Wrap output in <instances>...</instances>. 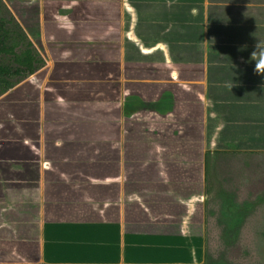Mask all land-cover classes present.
<instances>
[{"label": "crops", "instance_id": "1", "mask_svg": "<svg viewBox=\"0 0 264 264\" xmlns=\"http://www.w3.org/2000/svg\"><path fill=\"white\" fill-rule=\"evenodd\" d=\"M129 1L112 59L38 48L0 97L1 251L205 264L264 197V0Z\"/></svg>", "mask_w": 264, "mask_h": 264}, {"label": "rangeland", "instance_id": "2", "mask_svg": "<svg viewBox=\"0 0 264 264\" xmlns=\"http://www.w3.org/2000/svg\"><path fill=\"white\" fill-rule=\"evenodd\" d=\"M0 15L10 10L36 46L49 59L86 58L97 52L106 59L113 58L119 45L121 1L129 12V0H2ZM38 3H37V2ZM192 3L191 1L189 4ZM7 8V9H6ZM259 206L248 208V224L231 231L224 246H211L213 258L205 264H264V197ZM0 250V264H32V258L12 250ZM219 253H222L219 255ZM215 255V258H214Z\"/></svg>", "mask_w": 264, "mask_h": 264}, {"label": "trees", "instance_id": "3", "mask_svg": "<svg viewBox=\"0 0 264 264\" xmlns=\"http://www.w3.org/2000/svg\"><path fill=\"white\" fill-rule=\"evenodd\" d=\"M46 65L33 38L7 9L0 15V97Z\"/></svg>", "mask_w": 264, "mask_h": 264}, {"label": "clouds", "instance_id": "4", "mask_svg": "<svg viewBox=\"0 0 264 264\" xmlns=\"http://www.w3.org/2000/svg\"><path fill=\"white\" fill-rule=\"evenodd\" d=\"M252 59L256 61L255 71L264 74V48L260 47V44L257 45V50L252 53Z\"/></svg>", "mask_w": 264, "mask_h": 264}, {"label": "flooded vegetation", "instance_id": "5", "mask_svg": "<svg viewBox=\"0 0 264 264\" xmlns=\"http://www.w3.org/2000/svg\"><path fill=\"white\" fill-rule=\"evenodd\" d=\"M233 231H234V230H233ZM230 233H231V232H230ZM230 233H229V234H230Z\"/></svg>", "mask_w": 264, "mask_h": 264}]
</instances>
